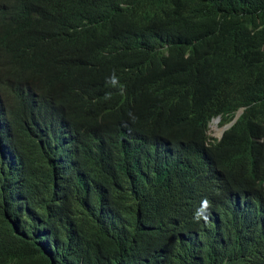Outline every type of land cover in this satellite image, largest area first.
Instances as JSON below:
<instances>
[{
    "label": "trees",
    "instance_id": "trees-1",
    "mask_svg": "<svg viewBox=\"0 0 264 264\" xmlns=\"http://www.w3.org/2000/svg\"><path fill=\"white\" fill-rule=\"evenodd\" d=\"M0 92V264H264V0H0Z\"/></svg>",
    "mask_w": 264,
    "mask_h": 264
},
{
    "label": "clouds",
    "instance_id": "clouds-1",
    "mask_svg": "<svg viewBox=\"0 0 264 264\" xmlns=\"http://www.w3.org/2000/svg\"><path fill=\"white\" fill-rule=\"evenodd\" d=\"M240 114V118H241V112L239 113ZM238 114V115H239ZM238 115H237V117H238ZM237 117H236V119L234 120V122L237 120ZM239 118V119H240ZM217 119V118H216ZM216 119H214V120H216ZM213 120V121H214ZM211 122V123H214V122ZM234 122H232V124H234ZM220 124V123H219ZM222 138V137H221ZM220 138V139H221ZM213 139H211V141H212ZM210 211H211V207H210V201L207 199V198H205V199H203L201 202H200V204L198 205V207H197V210H196V212H195V214H194V219L196 220V221H199L200 219H203V220H205V221H207L208 220V218H209V215H210Z\"/></svg>",
    "mask_w": 264,
    "mask_h": 264
},
{
    "label": "bare ground",
    "instance_id": "bare-ground-1",
    "mask_svg": "<svg viewBox=\"0 0 264 264\" xmlns=\"http://www.w3.org/2000/svg\"><path fill=\"white\" fill-rule=\"evenodd\" d=\"M1 93V92H0ZM5 97V96H4ZM4 104V103H3ZM1 106V105H0ZM5 106H6V104H5ZM0 109H2V108H0ZM6 118V117H5ZM218 120H219V123L221 122V119H220V117L218 118ZM239 120V119H238ZM62 121H65L64 119H62ZM53 123V122H52ZM52 123H50V124H52ZM210 126V125H209ZM233 126V124L231 123V124H228V125H224V126H221V127H223V130H222V132H223V135H224V133L229 129V128H231ZM209 132H210V127H209ZM208 135H209V133H208ZM223 135H222V137H223ZM9 143H10V141H9ZM215 168H216V166H215ZM215 168H213V171H214V169ZM207 173V172H206ZM212 174H213V172H212ZM208 176V175H207ZM203 199H205V198H203ZM107 203V202H106ZM257 206V205H256ZM210 207H211V205H210ZM16 208V207H15ZM11 209V208H10ZM113 209H115V208H113ZM263 213V212H262ZM255 214V213H254ZM256 216V215H255ZM248 218V217H247ZM255 218V217H254ZM257 219V218H256ZM251 221V220H250ZM249 221V222H250ZM248 222V221H247ZM256 222V221H255ZM259 222V221H258ZM15 223V222H14ZM256 224H257V222H256ZM259 224V223H258ZM23 225V224H22ZM245 225V224H244ZM250 226H251V224H250ZM20 227H22V226H20ZM241 228L243 229V227L241 226ZM245 228H247V226L246 227H244V229ZM248 228H249V226H248ZM252 229H253V227H251ZM250 229V228H249ZM251 229V230H252ZM248 230V229H247ZM242 231V230H241ZM244 233H245V231H244ZM247 233V232H246ZM223 234V233H222ZM197 235V240H193V242H190L189 244H190V246L191 247H196V245L199 243L200 244V235L201 234H196ZM215 235V234H214ZM253 235V234H252ZM217 235H215V237H216ZM220 236V235H219ZM242 236H244L243 235V233H242ZM246 236H248V235H246ZM245 236V237H246ZM249 237V236H248ZM219 238V237H218ZM222 238V237H221ZM187 239V238H186ZM215 239V238H214ZM223 239V238H222ZM247 239V238H246ZM187 241V240H186ZM221 241V240H220ZM225 241V240H224ZM46 242V241H45ZM223 245V244H222ZM198 247V246H197ZM195 250V249H194ZM198 264H201V263H198Z\"/></svg>",
    "mask_w": 264,
    "mask_h": 264
},
{
    "label": "rangeland",
    "instance_id": "rangeland-1",
    "mask_svg": "<svg viewBox=\"0 0 264 264\" xmlns=\"http://www.w3.org/2000/svg\"><path fill=\"white\" fill-rule=\"evenodd\" d=\"M240 118V114L237 117V120ZM223 127L219 123H211L209 135L213 139H220L223 135Z\"/></svg>",
    "mask_w": 264,
    "mask_h": 264
},
{
    "label": "water",
    "instance_id": "water-1",
    "mask_svg": "<svg viewBox=\"0 0 264 264\" xmlns=\"http://www.w3.org/2000/svg\"><path fill=\"white\" fill-rule=\"evenodd\" d=\"M218 118H219V117H218ZM218 118H217L216 120H214L213 122H214V123H219ZM220 119H221V118H220Z\"/></svg>",
    "mask_w": 264,
    "mask_h": 264
}]
</instances>
